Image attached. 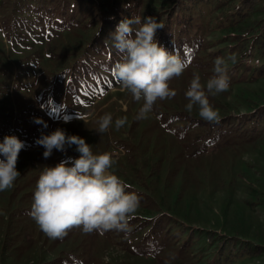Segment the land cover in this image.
<instances>
[{
  "label": "rangeland",
  "instance_id": "rangeland-1",
  "mask_svg": "<svg viewBox=\"0 0 264 264\" xmlns=\"http://www.w3.org/2000/svg\"><path fill=\"white\" fill-rule=\"evenodd\" d=\"M133 1L0 0V143L8 135L25 143L20 176L0 192V264H264V250L223 260L219 238L211 244L205 237L217 232L264 247V127L251 131L234 120L264 107V79H252L261 60L255 53L245 63L230 59L239 25L264 18V0L244 22L224 18L240 0L137 1L129 18L156 17L164 25L158 42L188 64L170 81L176 96L158 100L147 119H135L143 101L133 100L111 72L121 54L103 33L112 35L117 25L107 32L100 26L106 8L122 10ZM217 58L226 62L230 89L208 96L220 114L208 122L198 106L186 110L185 93L193 73L206 83ZM243 66L245 77L234 71ZM105 113L113 121L127 116L128 123L99 134ZM57 128L84 138L94 153L112 152L116 174L131 186L126 191L139 197L130 231L72 228L51 239L31 218L42 169L79 156L75 145L43 156L36 140Z\"/></svg>",
  "mask_w": 264,
  "mask_h": 264
},
{
  "label": "clouds",
  "instance_id": "clouds-1",
  "mask_svg": "<svg viewBox=\"0 0 264 264\" xmlns=\"http://www.w3.org/2000/svg\"><path fill=\"white\" fill-rule=\"evenodd\" d=\"M137 25L138 27H133ZM164 25L156 17H131L121 20L112 40L121 54L120 60L111 72L123 90L131 94L133 100L143 101L135 119H147L158 100L176 96L170 81L181 76L186 64L174 50L169 51L156 39L157 30ZM98 35V32H97ZM233 63L236 57H230ZM223 58L215 60L214 74L201 82V76L193 73L185 93L191 112L198 106L199 116L208 122H218L219 111L210 103L208 96L227 92L230 77ZM84 120V117H77ZM36 123L41 121L37 119ZM128 123L127 116L113 121L111 113H105L97 120L100 133L107 132L114 124L119 130ZM45 151L43 156H51L53 149L65 151L66 146H76L78 158L69 157L55 166H45L36 182L33 203L29 215L39 229L51 239H62L72 228H80L85 234L116 230L128 232L129 221L139 208V197L135 192L126 191L131 186L116 174L117 163L112 152H93V146L77 135H67L57 128L36 140ZM25 143L15 135H8L0 143V192L10 190L20 176L17 170L18 156Z\"/></svg>",
  "mask_w": 264,
  "mask_h": 264
},
{
  "label": "trees",
  "instance_id": "trees-1",
  "mask_svg": "<svg viewBox=\"0 0 264 264\" xmlns=\"http://www.w3.org/2000/svg\"><path fill=\"white\" fill-rule=\"evenodd\" d=\"M102 4H105L109 0H101ZM138 0H134L132 4L127 3L126 7L122 10L113 9V8H106L107 12L105 14H101L100 18V26L104 24L106 30L103 31L107 32L113 30L118 23L125 19L129 18V13L132 11H137V3ZM256 0H240V4L236 6L234 9L227 12L225 19H229L230 21H239L244 22L245 19L249 16L252 12L253 5ZM116 10V11H115ZM175 15L172 19H175L177 16L176 10L173 11ZM99 15H96L98 17ZM240 30V31H239ZM238 36H235L234 46L230 47L233 48L232 52H235L234 56L236 59H239L241 63H245L244 61L251 56V53H255L260 57L261 63L259 64L257 70H255L252 79L254 81L259 79H264V18L259 20H255L252 22H248L247 24H240L238 27ZM103 37L105 39L112 40L111 34L103 33ZM112 42H114L112 40ZM249 68L243 66L240 69H235L234 71L241 77H245L248 73ZM236 127L239 126H249L251 131H255L257 126L260 124L264 127V107L261 109H255L251 111L249 114H240L234 117ZM200 127L205 126L204 121H197ZM231 124L227 123L225 126L229 127ZM237 129V128H236ZM206 240L209 241L211 244L215 242V239L219 238L218 245L216 250L218 251V255L222 256L223 260L229 262H235L236 259L242 258H252L263 254L264 247L257 246L254 248H249L248 244L242 240H238L236 237H227L221 233H214L208 232L206 234ZM241 245L240 252L238 253H231L229 250L233 246ZM250 245V244H249Z\"/></svg>",
  "mask_w": 264,
  "mask_h": 264
}]
</instances>
